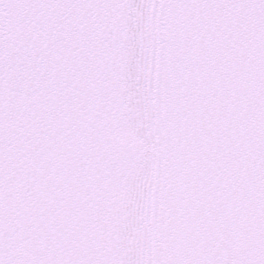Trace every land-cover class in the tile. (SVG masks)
<instances>
[{
	"label": "snow or ice",
	"instance_id": "6c2138e0",
	"mask_svg": "<svg viewBox=\"0 0 264 264\" xmlns=\"http://www.w3.org/2000/svg\"><path fill=\"white\" fill-rule=\"evenodd\" d=\"M0 264H264V0H0Z\"/></svg>",
	"mask_w": 264,
	"mask_h": 264
}]
</instances>
